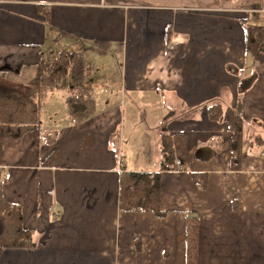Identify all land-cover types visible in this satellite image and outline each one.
Segmentation results:
<instances>
[{
	"label": "crops",
	"instance_id": "crops-1",
	"mask_svg": "<svg viewBox=\"0 0 264 264\" xmlns=\"http://www.w3.org/2000/svg\"><path fill=\"white\" fill-rule=\"evenodd\" d=\"M220 4L200 17L117 0H0V81L15 89L35 80L42 56L80 52L103 32L126 45L110 73L96 74L103 66L84 55L94 67L87 86L98 96L92 119L71 126L57 89L42 108L43 130L0 143L3 193L37 242L0 249V264H185L189 218L200 224L199 264H264L263 150L251 154L246 143L241 169H231L229 127L207 115L219 102L242 116L250 137H264V64L245 46L246 27L264 29V0ZM166 131L187 135L182 170L161 171ZM221 140L220 153L197 159ZM125 172H161L164 218L121 212ZM190 174H206L207 189Z\"/></svg>",
	"mask_w": 264,
	"mask_h": 264
},
{
	"label": "trees",
	"instance_id": "trees-1",
	"mask_svg": "<svg viewBox=\"0 0 264 264\" xmlns=\"http://www.w3.org/2000/svg\"><path fill=\"white\" fill-rule=\"evenodd\" d=\"M258 16V15H256ZM246 53H251L255 62L264 64V29L259 27L245 28ZM172 28H167L166 45H170ZM94 67L89 65L82 53L58 50L50 57H41L38 74L35 80L25 90L15 89L0 81V143L6 139L19 140L26 135L43 130L42 108L46 98L57 89L70 91L65 100L66 112L71 126H79L92 119L98 112V96L92 87L87 86ZM241 81L240 93L251 87V81ZM243 95H241L242 97ZM211 121L226 123L232 134L230 143L231 169L240 170L242 167L243 146L248 143L249 153L254 147L263 150L264 137L252 136L246 132L242 116L231 108L223 109L221 103H211L207 108ZM161 171L176 170V161L180 160L185 166L187 135L184 133L161 132ZM219 149L210 157L197 159L210 160L220 153L223 141L218 142ZM260 153V154H261ZM58 154L52 153L47 165H54ZM186 165V166H187ZM159 173H131L121 175L120 210L121 212L144 211L158 218H164L166 212L161 210L162 181ZM190 179L200 190L208 187L206 174H190ZM21 208L10 205L0 184V249H35L37 242L34 232L25 231ZM199 220L189 218L186 221V251L185 264H199Z\"/></svg>",
	"mask_w": 264,
	"mask_h": 264
},
{
	"label": "rangeland",
	"instance_id": "rangeland-1",
	"mask_svg": "<svg viewBox=\"0 0 264 264\" xmlns=\"http://www.w3.org/2000/svg\"><path fill=\"white\" fill-rule=\"evenodd\" d=\"M230 0H117L118 3L122 4H144L148 9H159L160 5H165L171 7L170 9L182 10L184 8L193 9L195 11H190L195 14V16L203 17L205 15L209 16L210 13H200L214 11L220 3H228ZM186 13V12H179ZM188 14V13H187ZM192 14V15H193ZM104 34L100 36V39L95 40L94 42H89L91 45H86L79 49L86 59L90 62L91 60L97 63L100 66H103V69H100L97 73H110L111 71H116L120 68L121 61L123 59V51L126 48L122 42H120L115 33L103 32ZM174 39L183 40L184 36L181 33H177ZM99 37V36H98ZM22 90V89H21ZM70 91L66 90L65 92L59 91L56 93L59 95L64 102L66 97L69 95Z\"/></svg>",
	"mask_w": 264,
	"mask_h": 264
},
{
	"label": "built area",
	"instance_id": "built-area-1",
	"mask_svg": "<svg viewBox=\"0 0 264 264\" xmlns=\"http://www.w3.org/2000/svg\"><path fill=\"white\" fill-rule=\"evenodd\" d=\"M263 14H264V11H263ZM176 167H177V170H178V171H179V170H182V163H181L180 160H177V161H176ZM7 177H9V175H8Z\"/></svg>",
	"mask_w": 264,
	"mask_h": 264
}]
</instances>
